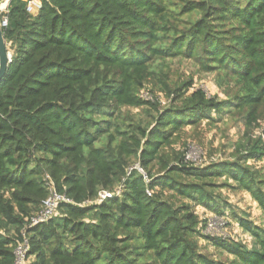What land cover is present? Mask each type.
Wrapping results in <instances>:
<instances>
[{
  "label": "trees",
  "instance_id": "1",
  "mask_svg": "<svg viewBox=\"0 0 264 264\" xmlns=\"http://www.w3.org/2000/svg\"><path fill=\"white\" fill-rule=\"evenodd\" d=\"M27 4L10 0L3 28L0 264L16 263L25 238L24 264H264V224L233 214L248 246L204 234L196 212L222 214L216 190L228 186L264 218V175L250 164L264 158L251 136L264 117V0H45L35 15ZM177 57L213 74L224 98L174 79ZM149 83L168 102L146 99ZM227 116L246 127L235 158L189 163L175 146L184 130ZM49 182L72 202L29 227Z\"/></svg>",
  "mask_w": 264,
  "mask_h": 264
},
{
  "label": "rangeland",
  "instance_id": "2",
  "mask_svg": "<svg viewBox=\"0 0 264 264\" xmlns=\"http://www.w3.org/2000/svg\"><path fill=\"white\" fill-rule=\"evenodd\" d=\"M170 67L174 79H177L179 76L182 78L193 76V88L203 89L209 96L218 95L224 98V95L215 84L214 75L199 71L192 61L177 57L170 61ZM150 89H152V84L149 83L143 91V96L146 99L155 101L158 98L163 103L168 102L164 98L163 93L158 92L156 89L152 93ZM131 111L137 118L142 116L143 118H148V115L140 109H131ZM213 116H215V113H213ZM245 130L246 127L241 120L228 116L217 122L203 120L202 124L198 127H187L182 133V140L175 146L177 149L184 150L188 154L190 160L187 161L189 163L195 166H205L213 162H219L220 160L235 158L232 154L235 152L236 145L244 141ZM251 136L254 139L261 138L262 142H264V117L254 125ZM250 164L264 175V158L257 161L250 160ZM224 182L225 178L216 180L219 186ZM216 192L224 199L221 202L222 206H226L224 207V212L220 214L204 207H197L196 212L200 216L202 223L208 219H213L215 228L210 231L211 236L224 239H239L248 246H251L253 241L251 235L242 229L234 219L233 214H246L256 224L263 225L264 218L257 203L248 192L243 190L225 186L218 188ZM201 242L204 248L208 246L205 240H201ZM208 248L210 253H216L213 247L208 246ZM28 264L32 263L29 262Z\"/></svg>",
  "mask_w": 264,
  "mask_h": 264
},
{
  "label": "built area",
  "instance_id": "3",
  "mask_svg": "<svg viewBox=\"0 0 264 264\" xmlns=\"http://www.w3.org/2000/svg\"><path fill=\"white\" fill-rule=\"evenodd\" d=\"M27 10L31 14H37L38 11L41 9L43 5V1L45 0H27ZM8 5L9 3H1L0 4V23L3 28L8 26L9 18H8ZM10 59H11V52H10ZM186 160H190L188 154H186ZM138 169L140 172L144 173V170L140 167L139 164H136L134 167ZM50 193L49 196L43 201V205L41 210L38 212L37 215L32 217L31 223L29 224V227H32L34 225L47 222L56 212L57 206L60 202H67L71 203L72 199H70L66 194L59 193L56 188L54 187V184L52 182L48 183ZM121 192V188L118 189L117 194ZM149 194H151V191H148ZM114 194L103 191L100 194L101 200L112 197ZM215 228V224L213 222V219H208L206 221V225L203 229V233L206 235H210V231ZM212 235V234H211ZM29 249V239L25 238L23 243L20 244L16 249V263L15 264H24L26 260V255Z\"/></svg>",
  "mask_w": 264,
  "mask_h": 264
},
{
  "label": "water",
  "instance_id": "4",
  "mask_svg": "<svg viewBox=\"0 0 264 264\" xmlns=\"http://www.w3.org/2000/svg\"><path fill=\"white\" fill-rule=\"evenodd\" d=\"M10 0H0L1 3H9ZM11 63L10 51L7 48L6 40L4 38L3 27L0 23V81L6 75L9 64Z\"/></svg>",
  "mask_w": 264,
  "mask_h": 264
}]
</instances>
